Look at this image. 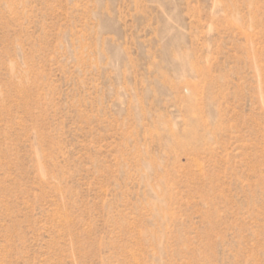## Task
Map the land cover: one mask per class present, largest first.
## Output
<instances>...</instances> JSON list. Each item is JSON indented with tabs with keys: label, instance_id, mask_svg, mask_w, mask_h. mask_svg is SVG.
<instances>
[{
	"label": "rangeland",
	"instance_id": "374dc122",
	"mask_svg": "<svg viewBox=\"0 0 264 264\" xmlns=\"http://www.w3.org/2000/svg\"><path fill=\"white\" fill-rule=\"evenodd\" d=\"M0 264H264V0H0Z\"/></svg>",
	"mask_w": 264,
	"mask_h": 264
}]
</instances>
